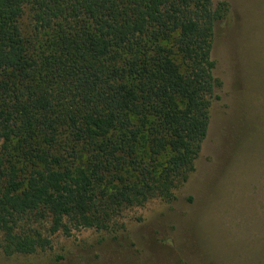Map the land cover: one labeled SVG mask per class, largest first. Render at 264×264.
Returning a JSON list of instances; mask_svg holds the SVG:
<instances>
[{"label":"trees","instance_id":"1","mask_svg":"<svg viewBox=\"0 0 264 264\" xmlns=\"http://www.w3.org/2000/svg\"><path fill=\"white\" fill-rule=\"evenodd\" d=\"M227 12L212 0H0L4 253L172 198L207 134Z\"/></svg>","mask_w":264,"mask_h":264},{"label":"rangeland","instance_id":"2","mask_svg":"<svg viewBox=\"0 0 264 264\" xmlns=\"http://www.w3.org/2000/svg\"><path fill=\"white\" fill-rule=\"evenodd\" d=\"M228 3L214 26L215 86L194 169L170 200L115 213L106 229L44 234L0 264H264V0Z\"/></svg>","mask_w":264,"mask_h":264}]
</instances>
